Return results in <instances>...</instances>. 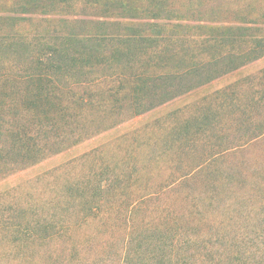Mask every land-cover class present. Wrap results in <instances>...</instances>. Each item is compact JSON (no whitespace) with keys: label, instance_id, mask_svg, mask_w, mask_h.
Returning a JSON list of instances; mask_svg holds the SVG:
<instances>
[{"label":"rangeland","instance_id":"1","mask_svg":"<svg viewBox=\"0 0 264 264\" xmlns=\"http://www.w3.org/2000/svg\"><path fill=\"white\" fill-rule=\"evenodd\" d=\"M3 1L0 12L5 18L0 20V29L17 30L30 46L19 51L0 46V72L12 69L10 65L21 66L35 52L33 45L60 41L71 28L95 30L100 21L113 29L131 21L147 23L144 16L119 13L112 2L60 0L51 9L46 6L25 15ZM234 1L241 0H166L168 10L161 12V19L174 35H183L179 39L214 34L217 23L249 27L254 33L263 27L264 19L247 15L259 0H244L243 9L235 8ZM169 11L174 12L169 15ZM177 18L186 26L173 27ZM192 50L195 56L210 55L203 47ZM237 63L234 69L135 117H116L114 125L61 152L24 168L0 171V264H52L54 259V264H64L59 243L49 241L55 251L46 249L38 255L45 245L34 241L27 247L15 240V232L27 226L41 233L38 227L44 221L50 231L52 225L56 229L66 216L74 219L73 213L81 210L84 200L95 204L100 185L106 206L112 189L119 191L115 200L125 201V208L135 201L133 215L139 227L147 222L172 228L175 221L181 222L187 232L215 244L206 262L230 258L221 247L236 248L243 237L248 240L255 232L264 233V134L251 138L264 125V55ZM6 119L10 118L1 116L0 123ZM245 139L248 142L242 144ZM179 210L187 216L174 220ZM125 214L126 210L120 211V218ZM187 217L192 225L185 222ZM120 231L116 227L107 244L104 239L109 233L100 234L90 241L93 248L86 254L96 264H121L116 255L121 249ZM137 240L138 236L132 245ZM252 241L256 242L255 237ZM201 250L199 254L205 251ZM254 260L264 264L263 255L259 260L257 253Z\"/></svg>","mask_w":264,"mask_h":264},{"label":"trees","instance_id":"2","mask_svg":"<svg viewBox=\"0 0 264 264\" xmlns=\"http://www.w3.org/2000/svg\"><path fill=\"white\" fill-rule=\"evenodd\" d=\"M58 1L7 0L13 10L20 8L19 13L25 15L46 6L51 9ZM82 1L104 5L112 2L119 13L144 16L147 23L131 21L113 29L100 21L95 30L76 32L71 28L60 41L33 45L35 52L21 66L10 65L12 69L0 72V118H10L0 123V171L27 167L109 128L118 116L135 117L234 69L237 62L245 64L264 55V25L254 33L249 27L217 23L213 26L217 30L214 34L197 33L179 39L183 35H174L161 19V12L168 10L164 7L166 0ZM256 4L247 15L264 19V0ZM244 5V0L233 4L239 9ZM3 18L5 15L0 12V20ZM176 20L173 27L186 26ZM4 31L7 30L0 29V46L16 51L30 46L17 30ZM193 46L203 47L210 55L190 54ZM122 67L129 71H121ZM263 134L264 125H259L258 133L251 138ZM97 188L95 204L91 199L84 200L82 211L73 213L74 219L66 216L56 229L52 225V231L44 221L38 227L41 233L35 228L32 232V227L27 226L17 229L15 240L19 243L20 239L27 247L33 246L34 241L41 242L45 247L40 253L37 251L38 255L46 249L55 251L49 241L59 243L65 253L61 257L65 258L64 264H72V260L74 264H96V259L87 255L93 248L90 241L106 232L109 234L104 243H109L117 227L121 230L118 232L121 249L116 255L121 264H213L206 259L215 244L187 232L183 223L175 221L171 228L145 222L140 228L133 215L135 201H127L125 208V201L115 200L119 191L112 189L110 205L106 206L107 197H102L104 186ZM124 210L127 215L120 218V211ZM181 212L177 211L174 220L187 216ZM185 222L193 223L190 217ZM138 227L141 231L132 245L137 238L133 232ZM100 229L103 232L99 233ZM254 237L256 242L252 241ZM254 237L248 240L243 237L236 248L221 247L231 257L219 258L214 264H232L240 257L242 260L234 264H256L257 253L259 260L264 256V233L255 232ZM219 245L216 244L217 250ZM198 249L205 250L200 253L205 259Z\"/></svg>","mask_w":264,"mask_h":264}]
</instances>
